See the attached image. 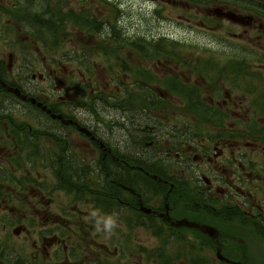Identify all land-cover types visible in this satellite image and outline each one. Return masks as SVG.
<instances>
[{"label":"flooded vegetation","instance_id":"obj_1","mask_svg":"<svg viewBox=\"0 0 264 264\" xmlns=\"http://www.w3.org/2000/svg\"><path fill=\"white\" fill-rule=\"evenodd\" d=\"M41 3L0 0V174L38 167L40 264H62L69 252L92 258L95 227L96 259L107 264L108 219L135 211L151 221L168 214L212 223L233 260L264 264V143L253 134L261 93L211 85L185 54L176 56L184 63L150 53L110 68L95 59L94 38L63 39L56 30L50 45ZM179 108L207 116L175 123L169 110ZM12 187L0 181L9 219ZM24 189L29 221L28 180ZM13 259L12 246L0 253V264Z\"/></svg>","mask_w":264,"mask_h":264},{"label":"rangeland","instance_id":"obj_2","mask_svg":"<svg viewBox=\"0 0 264 264\" xmlns=\"http://www.w3.org/2000/svg\"><path fill=\"white\" fill-rule=\"evenodd\" d=\"M143 2L144 0H135V2L133 3L134 9H129L128 11H126V14L127 17H129L128 21L131 18L132 21H135L137 23L139 22L140 18H142L145 23H148L151 17L152 21L156 25V28L153 32V37H160L163 35L174 39H178L179 37L185 39L188 43L200 44V47H210L208 49L211 52L220 54H238L241 57L245 55L248 58H252V54H248V52L258 51L257 48L260 47L259 43L256 42L258 34H249L248 36V34L245 33L246 28H241L233 24H225L223 29L217 33H214V31H211V33L199 31L198 29L188 27V25H193V23L190 22L191 19L189 14H187L180 8L179 3H168L167 0H159L154 10V14H152V10L151 12L149 10L147 14H141L136 10H140V4H142ZM126 6L130 7L129 4H126ZM157 12H159L160 14H157ZM191 21H195L196 25L201 28L199 24L203 23V17L198 16L196 20ZM177 22H181L182 25L186 26L184 27V30L177 28ZM204 37H206L207 39H204ZM231 37L236 38L232 39ZM210 39L214 40L215 42L210 43ZM201 44H205V46H202ZM241 52H243L244 54H242ZM186 54H194L193 56H195L196 58L198 57V54H195L193 50L192 52H190V50L186 51ZM252 64L254 67L255 65H257V63L255 62ZM143 243L149 246L155 245V242L153 243L150 237H143Z\"/></svg>","mask_w":264,"mask_h":264}]
</instances>
